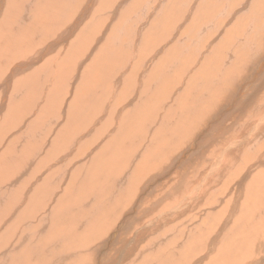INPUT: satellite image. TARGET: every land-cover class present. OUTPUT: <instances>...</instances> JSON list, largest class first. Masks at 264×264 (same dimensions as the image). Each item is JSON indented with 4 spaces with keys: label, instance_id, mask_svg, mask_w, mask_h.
<instances>
[{
    "label": "bare ground",
    "instance_id": "bare-ground-1",
    "mask_svg": "<svg viewBox=\"0 0 264 264\" xmlns=\"http://www.w3.org/2000/svg\"><path fill=\"white\" fill-rule=\"evenodd\" d=\"M7 1L10 6L8 11L13 23V30L8 27L6 21L3 23V12L0 10L1 56L6 51L17 49L23 40L22 45H27L28 48L32 44L42 41L44 36L48 39L53 36L63 39L61 37L63 35L66 36L64 39L69 40L74 28L76 31L79 30L78 21L82 16H85L82 14L84 12L87 14L91 13L94 9H90L92 5L96 6L95 12L99 9V0H88L87 6L84 10L82 9L83 11L80 12L75 20H72V16L68 15L66 20L69 24L65 25L67 21L64 20L63 24L58 26L59 19L54 17L55 14L70 10L74 6L75 0H63L65 7L62 9H60L58 4H55V0H0V6L6 4ZM118 1L108 0L107 2L115 3ZM152 1L120 0L119 2H124V5L119 10L122 21L116 26V34L110 37L106 47L102 51H92L90 61L86 62L87 54H85L87 57L81 54L79 56L80 60L79 57L74 56L77 53V48H79L77 44L71 50L74 51V55L71 53L74 57H70V54L65 55V57L58 60L57 63L59 65L55 67H53L55 61L53 57L41 62L42 64L34 60L36 58H43L50 51L49 44H52L51 41L48 45L42 46L41 49L32 51L30 55H26L27 53L23 48H18L17 52L13 51L15 53H12V56H18L20 60L17 58L16 64L9 68L8 73L11 76H15L26 66L29 67V70L34 69V71L31 78L26 81L24 77L19 78L18 76L13 80L17 89L15 96H11L8 99L12 101V108H16L20 101L24 102L27 108L31 109L32 122L29 123V120L26 119L19 128L9 133L4 139L2 144L4 150L0 148V223H2V226L9 224L12 218L22 221V224L17 228L8 225L5 231L0 233V264H97L95 262L96 256L104 251V249H107L114 240L116 241L115 251L117 254L114 256L115 259L111 261L120 260L122 264H201L199 260L208 253L205 245H202V243L206 244L210 237L206 233L197 231V226L203 224V218L206 215L218 213L219 211V208H217L219 201L215 203L216 200H214L213 204L208 199L211 195L209 194L210 190H204L205 186H213V181H210L207 177L210 175L212 169L207 168V172L203 174L199 184H197L199 180H196L194 185H191L190 188L188 187L189 190L185 188L187 191L191 190L187 195V199L179 201V205L176 204V207H171L168 210L169 213H164L162 216H158V218L152 217L147 221L143 220L151 209L152 214L155 215V212L159 210L161 201L166 198L163 196L146 204L145 194H135L140 187L138 185L141 181V178L136 176V173H145V167L153 164L161 154L158 156L155 153L152 156L155 149L148 147L133 169H131L130 164L134 158L128 164L125 163V160L129 161L130 157L134 154L136 146L141 141L146 140L148 134L154 129H156L154 138L160 145L166 143L163 146L165 156L173 149L172 145H182L180 147L183 152L188 154L181 156V158H184L182 161L184 165H186L185 161L190 163L191 161L193 162V159H198H192V151L195 150L194 146H196L193 139L201 142H199L200 146L198 145L196 148L199 149L197 151L198 155L200 151L207 149L206 144L213 141L211 143L218 145L217 150L222 148L217 158L212 161L210 167L217 165L215 169L223 170L224 175L228 169L230 170V165L225 166L228 159H241L242 152L247 149H255L254 157L250 159L252 162H246V169L242 171L246 175L243 177V183L238 180L240 184H235L236 188L232 192L235 197V203L232 206L231 215L237 216L238 210L242 211L246 206L242 204V207H240V202L245 195L243 193L244 188L251 184L254 174H256L254 173L255 169L259 168L260 172L256 176L260 180L259 182H261L260 189H264V147L262 150L258 149L260 145H264V102L262 101L263 104L257 105L254 114L250 115L247 120L237 126L241 129V133L237 131L240 135L236 139L234 135L237 127L234 129V133L229 131L231 129L230 126L225 127L222 137H225V132L231 134V138L227 141H219L218 135L209 132V129L210 131L216 130L214 125L224 127L225 120L233 109L236 100L239 97L246 99L243 93L245 87L243 89H236L237 86L234 81L235 77L238 76L239 78L242 73L247 72L246 68L251 69V66H253L254 71L252 72L254 76L261 79L260 82H257L258 87H252L253 92L249 93L247 106L252 105L251 100L254 103L261 90H264V0H203L205 1V5L201 7H198L200 0H191V3L189 2L190 0H157L155 8H152ZM195 5L197 6L194 8ZM188 6L190 7L188 8ZM148 9L151 10V14L159 19L156 29L167 34L169 44L168 51H162L161 57L158 60H154L155 51L151 50L148 53L144 67L150 68L151 73L149 76L159 78L151 80L150 87L154 88L158 95H161V91H163L162 85L171 81L173 75H177L176 78L178 77L180 81L173 80L170 83V85L176 84L172 86V88L175 86L174 90H172V94L175 97L172 98L173 100L168 105L170 109L164 115H161L159 109L154 108L147 111L144 118L135 121L132 118L130 103L132 102L136 107L147 108V101L143 99L144 85L141 82L140 75V67L146 56L144 50L137 47L136 42L138 38L142 39L145 35L144 32L142 34L138 26L147 22L145 16ZM131 10H133L131 14L135 12L132 16L133 18L123 19V15ZM199 11L200 14L198 13ZM187 12L191 14L195 12L197 15L191 21V17L185 22L178 21V18L183 17ZM209 16H212V18L209 19ZM219 17L222 19L220 20ZM259 17H261L262 25L257 22ZM41 22L44 23L38 25ZM179 22L182 24L189 22L186 26L192 27L190 35L192 37L185 39L184 42H181L182 38L178 35ZM32 26L36 27L33 30L29 29ZM230 26L235 29L229 30ZM59 28H61L60 31ZM153 29L154 27L151 26L145 30L153 32ZM200 29L201 31L197 36H194ZM238 34H240V37ZM122 35L126 36L125 43L121 41ZM203 38L206 42L205 46L211 49L223 48L233 43L235 39H240L242 42V53L246 56V61L243 64L246 68L242 65L236 71L231 72L226 79H223L224 74H221L218 79H212L214 77L213 69L210 66L208 67L204 60H208L210 57L213 58L214 55L213 59L216 62L212 60L211 64H216L224 57H227L230 51H198ZM189 43H191L194 51H188ZM194 56L199 61L202 60V63L197 68L201 70V76L205 82L202 78L200 79V76L197 75L198 73L194 74L196 79L192 81L193 87L190 89L200 91L202 87H205L208 90L203 95H201L202 93L199 94L194 103H192V98L189 94V97L180 103L184 107L180 108L178 107V102L184 94H176V91L177 88L187 83L186 76L190 72L188 65ZM22 58L24 59L22 60ZM73 58H77L78 60L75 61ZM73 62L75 63L73 67L81 69L83 65L87 64L88 74L91 77L90 79L86 75L87 81L89 80L88 83L91 84V82L97 81L104 88L108 86L112 77L117 74V68L133 66V73L126 78L127 87L122 101H111L108 98L106 103L99 105L98 102L102 91H94L88 100L80 104L76 103L73 112L71 110V116L62 127L61 135L55 136L54 139L57 143L66 137H72L74 140L79 141L84 140L88 137V129L84 130L82 127L95 124V118L105 114L104 109L106 108V104L109 117L115 121L122 122L123 127L110 130L108 137L109 145L101 156L94 160L96 153L74 166L65 161L56 163L61 150L51 149L46 146L48 130L54 125L53 121L58 113L57 109H61L59 100H57L58 96H56L60 90L58 86L63 85L68 79V74L64 72L74 64ZM4 63L5 61L0 64V67H3ZM33 63L41 65L33 66L35 65ZM227 63L230 62L227 61ZM170 68H172L171 73H167V70ZM0 72H3L1 68ZM192 78L193 75L189 83ZM54 79H56L54 84V88H56L47 96L45 93L46 83ZM234 86L236 87L235 89ZM235 93L237 95L233 97ZM37 96L41 98L35 100L34 98ZM165 99L162 98L159 108ZM3 105L0 108V112ZM41 111H43V115L45 116L44 119L40 116ZM205 124L209 129H207ZM201 126L204 127L201 128ZM203 129L207 131L201 136H197L196 134ZM189 144L191 145L189 146ZM219 155H222V157L219 158ZM47 158H49L48 161H43ZM197 161L199 163L203 162L204 165L206 163L207 165L209 158L203 155L201 160L198 159ZM240 161L242 160H238L237 163ZM219 163H222V165ZM220 166H224L225 169L221 170ZM43 167L46 169L41 172ZM248 167H251L250 170H248ZM176 170L177 168L170 170L166 167L161 172L166 173L165 179L173 180L172 173ZM194 170L197 173L198 169ZM154 171L157 172L156 170ZM182 173L186 174V170L181 172L179 176H184ZM121 176L126 177L120 178ZM183 176L180 179L178 178L179 180L175 186L180 181L183 183ZM223 177L220 173L218 177L219 181L217 182L220 185L216 187V193H220L223 186L221 182ZM148 178H152V176H148ZM20 180L23 182L21 185L19 184ZM204 180L205 182L202 184ZM227 183L229 184L228 180ZM141 188L145 190V187L141 186ZM263 191L260 190L262 194L259 192L257 197L255 196L256 201H259L260 204L257 205L256 203L257 207L251 205L246 210L254 217V221L257 222L264 218ZM252 194L251 192L250 195ZM204 197V205L202 204L203 207H201L202 205L199 206L201 209L198 212V216L194 213L195 217L189 222L190 216L173 222L179 216L184 213L186 214L193 203L197 201L201 202ZM123 202L125 203L124 206ZM225 209L229 210L227 207ZM136 213H138L139 217L136 216ZM158 213L162 212L159 211ZM168 220L173 222L170 224L171 226L167 225ZM184 220L187 221L185 224H183ZM246 220L247 216H242L239 221L235 219V225L230 226L233 229L236 227L234 231L230 227L227 230L228 224L224 227V230H227V232H220L219 228L218 231L215 230L216 234L213 235L215 238L213 237L210 244L212 247L214 246L213 257L216 255L217 258H221L224 250L225 258L226 255L229 257L231 252L226 251L227 246L221 245L227 244L225 240H228L229 237L227 236H231V239H234V245L237 246L241 245L245 237L250 236L247 229H241L240 227L244 221L249 222ZM263 220L254 225V228L261 229ZM138 223L143 225L136 229L135 224ZM165 227H168L167 230H163ZM126 233L127 235L133 233L136 237H130L129 235H126V237L123 235ZM230 233L232 235H229ZM147 234H152L153 236L150 237L148 235L145 237ZM115 235H120V239H117V237L114 239ZM13 236H16V238L12 242ZM29 237L31 238L29 239ZM97 238H100V241ZM143 238L145 240L148 238L150 241V243H147L149 244L148 250L143 245L141 246L145 242ZM177 239L182 241L180 246H178ZM170 241L176 242H174L175 244H168ZM80 243L83 244L81 245L82 251L85 247L87 248L86 253H78L76 251L75 248ZM253 245L255 246V244ZM202 247L205 249L204 255L200 254V248ZM138 249V257L132 258V255ZM104 253L107 252L104 251ZM150 254L151 257L155 256V258L153 257L144 261V257ZM88 256L89 258H87Z\"/></svg>",
    "mask_w": 264,
    "mask_h": 264
},
{
    "label": "rangeland",
    "instance_id": "rangeland-1",
    "mask_svg": "<svg viewBox=\"0 0 264 264\" xmlns=\"http://www.w3.org/2000/svg\"><path fill=\"white\" fill-rule=\"evenodd\" d=\"M107 1L108 0H99V2H98V8L99 9L96 12H95L96 6L92 5V6H90V9H92V8H94V9L91 13L87 14L86 12H84L82 14L85 16H82V18H80L78 21L79 30L76 31L74 28V30L70 34L69 40H66V38L64 39V37H66V36H63L62 34H60V35H62L61 37H63V39L58 38V36H53L52 38L48 39V38H46V36H44V39L42 41L36 42V44L34 43L31 46H29L30 49L28 48L27 45H22L24 40L20 43L18 48L25 49V51L27 53L26 55H30V54H32V51H37L38 49H41L42 46H45V44L48 45V43L51 41L52 44H49V46H50L49 50L50 51L47 52L43 58H36L34 60L41 63V62L47 61L53 57L55 59L53 67H55V66L59 65L57 63L58 60L65 57V55L70 54L69 55L70 57L74 55V51H71V50L74 48L75 44H77V46L79 48H77V50H76L77 53L74 56L79 57L81 54L86 56L85 54H87L88 57L86 56L87 57L86 62L90 61L91 56H92V51H102L106 47L107 42L109 41L110 37H113L116 34V30H117L116 26L118 25V23H120L122 21L119 10L123 7L124 2L121 3V2H119L120 0L118 2H115V3L107 2ZM139 1H142V0H139ZM156 1L157 0L152 1V8L153 7L155 8ZM189 2L191 3V0ZM8 4H9V2L7 1L6 4L1 5L0 10L3 12V14H2V18L4 19L3 23H5V21H6V24L8 25V27L11 30H13V23L9 17V11H8L10 6ZM55 4H58L60 6V9L65 7L63 0H55ZM87 4H88V0H75L74 6L72 8H70V10H68L67 12H60V13L55 14L54 17H57L59 19L58 20V22H59L58 26L63 24L64 20H66L68 15H71L72 20H75L76 17L80 14V12L84 10V8L87 6ZM6 5H8V6H6ZM204 5H205V1L200 0V4L198 5V7H201ZM196 6L197 5H195L194 8ZM189 7L190 6H188V8ZM132 11L133 10L127 11V13H125L123 15V19L133 18L132 16L135 14V12H133V14H131ZM198 13L200 14V11ZM196 15L197 14L195 12H192V14L187 12L184 14L183 17L178 18L179 19L178 21L181 20V21L185 22L190 17H191V19H190V21H191ZM145 18H147V22L138 26V28L141 30L142 34L145 33V35L142 39L138 38L136 45L139 49L142 48L144 50V54L146 56L144 58L142 64H141V67H140V75H141V82L144 85L143 99H145L147 101V108L136 107L133 105L132 102L130 103L132 118L135 121H138V120L144 118L145 113L149 110L154 109V108L159 109V112L161 113V115H164L166 113V111L168 109H170V107L168 105L170 104L171 100H173L172 98L175 97V95L172 94V90H174L175 86L173 88H172V86L176 85V84L170 85V83L173 80L180 81L178 77L176 78L177 75H173V78L171 81L166 82L164 85H162L163 91H161V93H162L161 95H158L155 92V89L150 87L151 80H157L159 78L149 76L151 73L150 68L144 67V64H145L147 57H148V53L151 50L155 51L154 60H158L161 57L162 51H168L169 44H168V40H167V34L160 32L159 30L156 29V26L158 25L159 19L155 15L151 14L150 9L147 10V15L145 16ZM201 18L204 19L203 17H201ZM210 18H212V16H209V19ZM260 18L261 17H259L257 22H258V24L262 25L263 23H262ZM199 19H200V17H199ZM219 19L221 20L222 18L219 17ZM43 23L44 22H41L38 25H42ZM146 23H148V24H146ZM188 23L182 24L181 22H179V24H178L180 26L178 29L179 30L178 35L182 38L181 42H184L185 39L192 37V36H190L191 32H192V27L186 26ZM68 24L69 23L67 21V23L65 25H68ZM65 25H63V26H65ZM3 26H4V24H3ZM151 26L154 27V29H153V32H155L154 34H153V32H148L145 30V29H149ZM35 27L36 26H32V27H29V29L33 30ZM61 28H59V31ZM82 28H84V29H82ZM234 29L235 28H233L232 26L229 27V30H234ZM51 30H49V31H51ZM136 30L139 31L138 29H136ZM84 31H86V32H84ZM200 31H201V29L194 36H197V34ZM89 34H90V36H89ZM238 35L240 37V34H238ZM74 40H75V42H74ZM121 41L123 43H125V41H126L125 35L121 36ZM53 44H55V45H53ZM252 44H253V42H252ZM205 45H206V42H205V39L203 38L202 42L199 45L198 51H230L227 57H224L222 60H220L222 62L218 61L216 64H211L212 60H213V62H216L213 59L214 55H213V58L210 57V58H208V60L207 59L204 60L205 63H207V66L208 67L210 66L213 69L214 77L212 79L220 78L221 74H224L223 79L228 78L229 74L231 72L236 71L246 61V56H244L242 53V42L238 38L235 39L233 41V43H230L228 46H225L223 48L211 49L210 47L205 46ZM249 45H251V44H249ZM51 48H55V49H51ZM17 49H15L13 51L17 52ZM142 49H141V51H142ZM251 49H252V47H251ZM13 51H6V52H4L5 54H2V56L0 55V64L3 61H5V63L3 64V67H0L1 70L3 71V72H0V73H3V74H0V108L4 104L3 108L0 112V133H1L0 148H1V150H4V147L2 146V144H3L4 139L7 137V135L9 133H11L15 129L19 128L26 119L29 120V123L32 122V120H31V109H28L24 102L20 101L16 108H12L11 107L12 101H9V99H8L11 96H15V92L17 89L13 80L18 76L19 78L24 77L25 81H26V80L31 78V76L33 75V71H34V69L29 70V67L26 66L21 71H19L15 76H11V74L8 73V70L13 65H15L17 60L19 59L18 56H16V57L12 56L15 53V52L13 53ZM188 51H194L193 47L191 46V43L188 44ZM215 55H217V54H215ZM57 57H58V59H57ZM23 59L24 58H22V60ZM74 60L77 61L78 59L75 58ZM79 60H80V57H79ZM227 61L230 63H227ZM201 63H202V60L199 61L196 56L191 58V61L188 65L190 72L186 76L187 83L185 85L177 88V91H176V94H184L180 98V101L178 102V107H180V108L184 107V105H182L180 103L185 98L189 97V94L192 98V103H194L195 99L199 96V94L202 93L201 95H203V93H205L208 90L205 87H202L200 91H195L194 89L193 90L190 89L191 87H193V85L191 84L192 81H194L196 79L194 74L198 73L197 75L200 76V79L202 78V76H201L202 72L200 69L197 68L198 65H200ZM33 64H35L33 66H39L42 63L41 64L33 63ZM74 65H75V63L72 64V66H70L64 72V73L68 74V79L66 80V82L63 85L58 86L60 90H59V94L58 95L56 94V96H58L57 100H59V104H60L61 109H57L58 113H57V115L53 121L54 125L48 130L49 132L46 136V141H47L46 146L47 147H50L51 149L54 148L55 150H61L58 154V158L56 160V163H60L62 161H65V162L71 163L73 166L84 161V160H86V159H88V158H90L91 156L95 155L96 153L97 154H96L94 160L97 159L99 156H101L106 151V149L109 145L108 137L110 135V130L111 129H114V130L119 129V128L123 127V125H122L121 121H115L109 117V114L107 113L108 108H107V104H106L105 105L106 108L104 109L105 114H103L101 116H97L95 118V122H94L95 124H93V125L89 124V125H85L82 127V129H84V130L88 129V134H87L88 137L87 138L79 141V140H74V138H72V137H66V138L62 139L59 143H57L54 138L56 135H61L63 125L65 124L66 120L72 114L71 110L73 112V110L76 107V103L80 104V103H83L84 101L88 100L94 91H96V92L102 91V94H101L99 102H98L99 105L106 103L108 101V98L111 99V101H113V100L122 101L124 98V92H125L126 87H127L126 78L133 73V66L132 65H130L128 68H122V67L117 68L116 69L117 74L112 77L108 86L106 88H104L103 86L99 85L97 81H93V82H91V84L88 83L89 80L87 81L86 75H88L89 77H90V75L88 74V65L87 64L83 65L82 69L78 68V67L75 68V67H73ZM244 67L246 68V66H244ZM59 69H61V68H59ZM171 70H172V68L168 69L167 73H171ZM246 71L247 72L242 73L239 76V78H238V76L235 77V80H234L235 85L237 86V88L234 86V89L235 88L236 89H243V87H245V89H243V93H244V96L246 97V99L244 97H239L236 100V102L234 103L233 109L229 112V115L227 116V118L225 120V126L224 127H221V125H214L216 130L210 131L208 126L205 124L207 129H209V132H213L215 135H218L219 141H227L231 138V134H227L226 132H225V137L224 138L222 137L224 135V131H225L226 126H230L231 129H229V131H232V133H234V129L240 123L244 122L245 120H247L249 118L250 115L254 114V112L256 111L255 107H257V105L259 106V105L263 104V102H264V100H263L264 99V90H261V92H260L261 94L259 93V96L256 98L257 100L255 99L254 103H253V100H251L252 105L247 106L249 93L253 92L252 87L253 86L258 87L257 82H260L261 79H259V77H257V76H254V74L252 72V71H254L253 66H251V69L246 68ZM121 73H122V75H121ZM118 74H120V76H118ZM192 75H193V78H192L191 82L189 83ZM252 76H254V77L252 78ZM10 77H11V79H10ZM90 79H91V77H90ZM55 80L56 79L47 81L46 89H45V93L47 94V96H49L55 90V88H56V87L54 88ZM204 82H205V80H204ZM236 95L237 94L235 93L233 95V97H236ZM40 98H41L40 96H37L34 99L38 100ZM162 98L163 99L166 98V99L163 102V104L161 105V107L159 108V104H160V101L162 100ZM73 101H75V103H73ZM263 108H264V106H263ZM40 116L43 119L45 118V116L43 115V111L40 112ZM167 120H168V118H167ZM203 127L204 126H201V128H203ZM238 128L239 127H237L235 135H234L235 139L240 135L239 133H241L240 132L241 129L239 128V130H238ZM198 130H200V129H198ZM205 131H207V130L203 129L196 135L201 136L203 133H205ZM237 131L239 133H237ZM155 134H156V129L152 130L148 134L146 140L141 141L136 146L134 154L132 157H130L129 161H127V159L125 160V163L128 164V162L130 163L132 161V159L134 158V160L130 164L131 169H133L134 166L137 164V162L145 154L148 147H152L153 149H155V152L152 153V156H154L153 154H155V153L158 154V156L161 154L160 157L153 164L147 165L145 167L146 168L145 173H143V174H141L139 172L136 173V176L140 177L141 181L138 185V187L139 186L140 187H139L138 191L135 192V194H138V195L140 193L145 194L146 204L149 202H153L155 199H159L163 196L166 198V199L161 201V205L159 207V210H157L155 212V215L152 214V209H151L149 211V213L143 218V220L147 221V220L151 219L152 217L158 218V216L160 217L164 213H169L168 210L171 209V207H176L177 205H179V201L187 199V195L191 192V190L190 191H187V190H189L191 185L195 184L196 180H199V181H197V184H199L200 179L203 177V174L207 172V168H209L210 170L212 169L210 175H208L207 177L210 181L212 180L214 184L212 183L213 186H211V185L205 186L204 190H207V189L210 190L209 194H211V195L208 197V199L211 200L213 204H214V200H216L215 203L219 201L217 204V208H219V211H218V213L215 212V213L208 214L204 218L202 217L203 218V224L197 226L198 227L197 231L202 232V233H206L210 237L207 240L206 244L202 243V245H205V249L208 251V253L204 257H202V259H200L199 262L201 264H205V263H210V264H243V262H244V264H256V262H257V264H264V222L261 224V229L260 228L259 229L254 228V225H257L264 218L262 220H259L258 222L254 221V217L252 215H250L248 213V211H246L247 209H249L251 207V205H253L254 207H257L256 203H257V205L260 204L259 201L258 202L256 201L257 200L256 197H257V194L260 192V190H264V189L263 188L260 189L261 182H259L260 180L256 176V174L260 172L259 168L257 170L256 169L254 170V173H256V174L253 173L254 177H253L252 182L253 181L254 182L253 183L251 182V184L247 185L243 190V193L245 195L241 199L240 207H242V204L246 205V206L243 208L242 211H240V210H238L239 212L236 211L237 216L231 215L232 214L231 209H232L233 204L235 203V197L233 196L232 192H234V190L236 188L235 184H240V181L243 183V177H245L246 175H244L243 174L244 172L242 173V171L244 169H246V166H247L246 162L247 163L252 162V161H250V159L254 157V150L255 149H247L244 152H242L241 159H238V160H242V161H240L238 163H237L238 160H235L233 158L228 159L226 161L225 166L230 165V170L228 169V171L224 175V171L222 170V169H225L224 166H220V169L222 171L215 169V168H217V165L215 167H210L212 161L215 158H217L218 153L220 152V150L222 148L221 147L219 150H217L218 145L217 144L214 145L213 143H211L213 141L206 144L207 149L200 151V154L198 155L197 151L199 149H196V148L198 147L200 141H196L193 139V142L196 144V146H194L195 147L194 149L196 151L195 150L192 151V156H193L192 159L198 158L199 160H201L202 156L206 155L209 158L207 165H206V163L204 165L203 162L199 163V161H197L198 159L197 160L193 159V162L191 161L190 163L185 161L184 163H186V165H184L182 162L184 158L183 157L181 158V156H185L188 154H186V152H183V150L181 148L182 145H178V144L172 145L173 149L169 151L167 156H165L166 154H164V152H163V149H164L163 146L166 143H163L160 145V143L154 138ZM191 144H189V146ZM263 147H264V145H260L258 149L262 150ZM178 148H181V149H178ZM156 149H159V150H156ZM202 149H203V147H202ZM215 150H217V151L215 154H213V152ZM206 152H207V154H206ZM246 152L247 153L249 152V153L247 154ZM190 155H191V153H190ZM164 156H165V158H163ZM221 157H222V155L219 158H221ZM245 159H247L249 162L247 160L245 161ZM48 160H49V158H47L46 160H43V161H48ZM159 160L161 161V163H159L160 162ZM219 164L222 165V163H219ZM245 164H246V166H245ZM197 166H198V168H197ZM199 166H201V167H199ZM166 167H167V169H170V170L171 169L175 170L177 168V170L172 173L173 180L164 178L167 175L165 172L162 173L161 171H164V169ZM238 168H239V171H238ZM250 168L248 167V170H250ZM45 169L46 168L43 167L41 169V172H43ZM194 169H196V170L198 169L197 173ZM154 170H156L157 172H155ZM184 170H186V174L182 173V174H184V176L182 175L184 178V180L182 178L183 183H182V181H180L178 183V185L175 186V184L178 182L180 177H182V176H179V174L181 172H183ZM213 171H216V172H213ZM199 172H200V174H199ZM152 173H153V175H152ZM220 173H221V176H224L221 179L223 186L220 190V193H216L215 192L217 190L216 187H218L220 185V184L219 185L217 184V182L219 181L218 177H219ZM188 175L190 178L188 177ZM148 176L149 177L152 176V178H148ZM124 177H126V176H123V177L121 176L120 178H124ZM159 178H162V179H159ZM227 180H228L229 184L227 183ZM238 180H240V181H238ZM156 181H157V184L155 185ZM159 182H161V183H159ZM190 182L191 183L193 182V183L191 184ZM204 182H205V180L202 182V184ZM21 183H23V182L20 180L19 184L21 185ZM141 186L145 187L144 188L145 190H142ZM213 187H215V188H213ZM179 189H181V191H179ZM212 190L215 193V195L212 192ZM251 192L253 193L252 195H250ZM217 196H218V198H217ZM263 196H264V191H263ZM263 196H261V197H263ZM196 197H197V195H196ZM204 200H205V197L202 198L201 202L197 201V202L193 203L190 206V208L188 209V211L186 212V214L185 213H184L185 215L183 214L184 216L183 215L179 216L173 222L180 221L184 217H187V216H190L188 222L191 221L195 217V215L198 216V212L200 211L201 207H203V205H204L203 204ZM26 201H29V200H26ZM169 201L171 202L170 204H169ZM206 204H208V203H206ZM124 205H125V203L123 202V206ZM199 206H201V207H199ZM226 207L229 208L230 211L226 210L225 209ZM159 211H161L162 213L159 214L158 213ZM194 213H195V215H194ZM137 214L138 213H136V216L139 217V215H137ZM242 216H247L246 221H249V222L244 221L245 223L243 222L242 225L240 224L241 225L240 227H241V229H247L248 232L250 233V236L245 237L244 238L245 240L243 239L240 246L234 245V239H231V236H227V237H229L228 240L225 239L227 244L224 243L221 245L224 247L227 246L226 251L231 252L229 257H227V255H226V258H225V255H224L225 250H224V254L221 258H217L216 255H214V257H213L212 254L214 253V250H213L214 246L212 247L210 244H211L212 239L214 237L213 235L216 234L215 230L218 231V228H219L220 232L221 231L227 232V230L229 229L230 226L235 225V219H237L239 221V219ZM263 217H264V215H263ZM173 222L168 220L167 225L168 224L170 225ZM186 222L187 221L184 220L183 224H185ZM21 224H22V221H18L16 218H12V220L9 224L3 225L4 227L2 226V223H0V233H3L5 231V228L8 225H12L13 227L17 228ZM227 224H228L227 230H224V227ZM142 225L143 224L140 225V223H138V224H135V227L137 229V228L141 227ZM243 225H247V226H243ZM220 227H222V228H220ZM167 228L168 227H165V229H163V230H167ZM250 228H251V230H250ZM136 229L133 228V230H135V231H136ZM235 229H236V227H234V229L231 228L232 231H234ZM228 233H229V231H228ZM31 235H34V234H31ZM111 235H113V234H111ZM123 235L126 236L127 233L123 234ZM128 235L130 237L134 236L133 233H130ZM148 235H150V237L153 236L152 234H147L145 237H147ZM229 235H232V233H230ZM119 236L115 235L114 239L116 237H117V239L118 238L120 239ZM134 237H136V236H134ZM15 238H16V236H13L12 242L14 241ZM30 238L31 237H29V239ZM100 238H102V237H100ZM154 238H156V237L154 236ZM99 239L97 238V240H99ZM144 241L145 242H143L141 244V246L143 245L144 248H146L148 250L149 244H147V243H150V241L148 238L146 240L144 239ZM174 242H176V241H174ZM174 242L170 241V243H168V244H173ZM177 242H178V246H180L182 241L180 239H177ZM246 242H248V243H246ZM115 244H116L115 240L113 242H111L110 246L107 249H104V251L107 253H104V251H102L99 255L96 256L95 262L97 264H122V262L120 260L111 261V260L115 259L114 256H115V254H117L115 251ZM253 244H255V246ZM81 245H83V244L80 243L79 245H77V247L75 248L76 251L78 253H80V252L86 253L87 248L85 247L82 251ZM242 245H244V246H242ZM139 249L134 252V254L132 255V258L138 257ZM205 249L203 247L200 248V254L201 255L205 254ZM249 249H250V251H249ZM153 257L155 258V256H153ZM153 257H151V254H150V255L144 257V261H146V259L148 260V259L153 258ZM87 258H89V256ZM243 259L246 261V263ZM144 261H142V262H144ZM235 262H237V263H235Z\"/></svg>",
    "mask_w": 264,
    "mask_h": 264
}]
</instances>
